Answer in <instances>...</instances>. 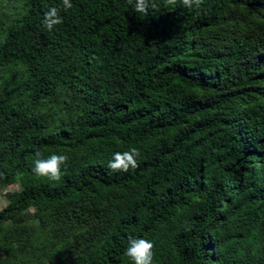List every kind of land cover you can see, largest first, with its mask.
Returning <instances> with one entry per match:
<instances>
[{
  "label": "trees",
  "instance_id": "trees-1",
  "mask_svg": "<svg viewBox=\"0 0 264 264\" xmlns=\"http://www.w3.org/2000/svg\"><path fill=\"white\" fill-rule=\"evenodd\" d=\"M71 2L0 0V264H264V0Z\"/></svg>",
  "mask_w": 264,
  "mask_h": 264
},
{
  "label": "clouds",
  "instance_id": "clouds-1",
  "mask_svg": "<svg viewBox=\"0 0 264 264\" xmlns=\"http://www.w3.org/2000/svg\"><path fill=\"white\" fill-rule=\"evenodd\" d=\"M153 0H128V3L133 5V10L139 14H147ZM182 5L188 9L200 7L203 0H180ZM177 0H166V5L174 6ZM62 5L65 11L73 7L71 0H62ZM63 23V17L60 15V9L51 7L45 14L43 19L44 26L51 31L56 25ZM141 152L136 147H131L125 151H117L113 154V158L109 161L107 167L113 172H128L129 169L138 167V158ZM69 157L66 154L53 153L48 157L42 156L41 153H36V158L33 161L32 172L37 177H46L50 181H60L62 178L61 168L66 165ZM153 248L154 243L145 238H136L130 236L128 245L125 250V255L131 259L133 264H153Z\"/></svg>",
  "mask_w": 264,
  "mask_h": 264
},
{
  "label": "rangeland",
  "instance_id": "rangeland-1",
  "mask_svg": "<svg viewBox=\"0 0 264 264\" xmlns=\"http://www.w3.org/2000/svg\"><path fill=\"white\" fill-rule=\"evenodd\" d=\"M22 190L21 184L10 186L4 190L0 189V211L8 205V199L6 194L9 192Z\"/></svg>",
  "mask_w": 264,
  "mask_h": 264
}]
</instances>
